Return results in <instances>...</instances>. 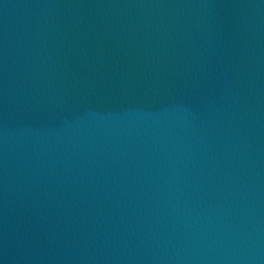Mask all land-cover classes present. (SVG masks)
Instances as JSON below:
<instances>
[{
	"label": "water",
	"instance_id": "95a60500",
	"mask_svg": "<svg viewBox=\"0 0 264 264\" xmlns=\"http://www.w3.org/2000/svg\"><path fill=\"white\" fill-rule=\"evenodd\" d=\"M0 264H264V0H0Z\"/></svg>",
	"mask_w": 264,
	"mask_h": 264
}]
</instances>
